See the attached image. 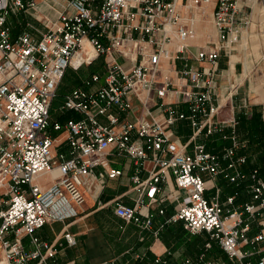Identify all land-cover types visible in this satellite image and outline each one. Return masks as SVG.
Returning <instances> with one entry per match:
<instances>
[{"label": "built area", "instance_id": "2783aa9c", "mask_svg": "<svg viewBox=\"0 0 264 264\" xmlns=\"http://www.w3.org/2000/svg\"><path fill=\"white\" fill-rule=\"evenodd\" d=\"M41 3L54 17L43 16L41 29L27 24L37 36L22 31L12 38L8 15L34 12L38 4L0 0V264H59L55 244L35 232L78 216L85 204L84 179L95 167L110 179L121 175L107 168L113 153L138 170L151 163L145 179L131 177L140 195L132 206L115 203L117 218L150 228L152 215L140 209L163 213L157 206L162 184L171 177L176 210L168 222H180L191 234L206 233L230 259L261 253L257 264H264V249L257 248L264 246V179L237 169L245 162L237 156L243 143L235 137V120L218 117L222 106L214 92L218 60L234 50L248 25L242 11L253 9L256 0ZM199 36L203 44H193ZM99 59L102 73H90L60 106L79 118L51 122V103L66 69L77 71ZM177 123L190 127L191 139L219 134L227 145L211 152L196 143L187 152L171 132ZM53 171L57 178L45 186L40 177ZM202 174L211 180L221 175L235 185L248 179L250 202L237 209L234 196L221 200L217 188L207 197ZM257 218L260 230L249 237V223ZM63 239L75 244L68 232Z\"/></svg>", "mask_w": 264, "mask_h": 264}, {"label": "crops", "instance_id": "0c3cea01", "mask_svg": "<svg viewBox=\"0 0 264 264\" xmlns=\"http://www.w3.org/2000/svg\"><path fill=\"white\" fill-rule=\"evenodd\" d=\"M35 1L38 4L36 11L8 15L7 21L10 25L12 38L22 31H29L37 36L27 28V24L41 29L39 20L43 16L54 17V13L49 11L41 3V0ZM235 47L233 51L236 50ZM230 61L231 54L228 57L222 54L217 63L214 92L222 106L218 117L235 120V116L241 114V109L246 108V118L249 119L252 108L255 111L260 110L261 106L264 107V100H248L245 91L240 90L242 82H245L240 81L241 79L238 81V85H234L235 87L231 90L235 63ZM86 77H81L76 87L80 86ZM238 89L239 91H237ZM224 94L226 97L222 99ZM152 96L155 99V96ZM131 103L133 106H137L135 99H132ZM178 109L186 110L184 105L178 106ZM223 110L228 111L223 114ZM72 114L74 116L72 118H79L78 115ZM134 116H140L139 108L134 111ZM146 119H151V117L146 116ZM171 132L177 143L186 146L187 152H191L196 143L214 146V141L216 142L214 138L209 140L204 135L191 139L192 131L185 123H177ZM63 150L66 151V148L64 147ZM220 150L219 148L214 152H220ZM141 167L142 169L138 170L129 158L118 156L115 153L111 154L108 157L107 168L120 170L121 175L110 179L104 168L95 167L93 174L84 179L82 190L85 192V204L79 208L78 216L67 225L60 222H49L35 232V236L41 241L55 244V258L59 264H186V262L190 264H257L261 253H255L242 261L230 259L215 242H208L206 233L191 234L184 229L180 222L167 221L176 210V203L173 199L175 189L171 177H168L162 184L164 195L157 206L163 213L159 214L155 209L149 211L148 207L140 209L143 215L148 213L152 215L150 228L141 229L133 223H125L117 218L113 211L115 203L132 206L140 195V189L135 187L131 177L137 175L140 179H145L148 176L151 163L145 161ZM240 168L242 171H246L242 164L237 166L239 171ZM202 175L205 180V195L207 197L213 195L214 189L217 188L221 200H224L226 196H234V206L237 209L244 203L250 202V181L248 179L235 185L228 183L221 175L213 180L208 179L205 174ZM57 176L56 171L51 172L48 176L49 181H43L44 185L48 186ZM258 221L259 218L249 223L247 232L249 237L259 232ZM64 232H68L74 237L75 244L73 246L66 245L63 239ZM23 243L26 249L33 248L27 237L23 239ZM206 243H209L208 248L205 247ZM257 248L262 251L263 243L258 244ZM247 249L249 246L244 247V250Z\"/></svg>", "mask_w": 264, "mask_h": 264}, {"label": "rangeland", "instance_id": "374dc122", "mask_svg": "<svg viewBox=\"0 0 264 264\" xmlns=\"http://www.w3.org/2000/svg\"><path fill=\"white\" fill-rule=\"evenodd\" d=\"M242 16L248 21L247 28H243L241 38L238 40L236 50L231 52V63H235L233 80L231 81V90L238 85V81L242 82L241 91H245L246 97L250 101L264 100V0H256L253 9L244 8ZM244 25V24H243ZM212 25L206 23V28L210 31ZM202 31H200L201 33ZM205 39L198 37L193 44H203ZM92 72L102 73L100 59L93 62L90 66H83L79 70L74 71L71 68L66 69L63 78L56 91L50 107V121H65L74 117L72 113L60 110L64 96L75 88L81 77H86ZM103 77V75H102ZM101 77V78H102ZM245 78V79H244ZM244 79V80H243ZM224 83V80L221 81ZM239 91V89L237 90ZM226 97L224 94L223 98ZM228 110H223L226 114ZM54 135H57L54 133ZM62 151L63 148H62ZM49 174L40 177L44 182L49 181Z\"/></svg>", "mask_w": 264, "mask_h": 264}, {"label": "trees", "instance_id": "16d2710c", "mask_svg": "<svg viewBox=\"0 0 264 264\" xmlns=\"http://www.w3.org/2000/svg\"><path fill=\"white\" fill-rule=\"evenodd\" d=\"M246 108L241 109V114L235 116L234 134L240 143H243L237 151V156H243L245 162L242 164L246 171H240L247 176L252 171L257 172L259 179H264V107L260 110L252 108L251 117L246 118ZM214 141V146L204 145L207 151L222 149L227 142L222 140L219 134L207 137Z\"/></svg>", "mask_w": 264, "mask_h": 264}, {"label": "bare ground", "instance_id": "6f19581e", "mask_svg": "<svg viewBox=\"0 0 264 264\" xmlns=\"http://www.w3.org/2000/svg\"><path fill=\"white\" fill-rule=\"evenodd\" d=\"M231 62V61H230ZM233 67V66H232Z\"/></svg>", "mask_w": 264, "mask_h": 264}]
</instances>
